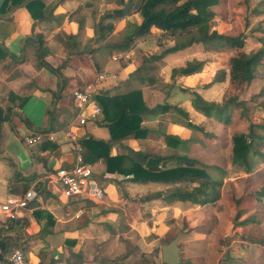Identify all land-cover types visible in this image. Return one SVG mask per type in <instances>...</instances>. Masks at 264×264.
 <instances>
[{
    "label": "crops",
    "instance_id": "1",
    "mask_svg": "<svg viewBox=\"0 0 264 264\" xmlns=\"http://www.w3.org/2000/svg\"><path fill=\"white\" fill-rule=\"evenodd\" d=\"M43 1L47 6L57 5L42 19H34L24 6L12 11L4 9L0 12V50H6L23 58L21 62L11 60L9 57L0 59V104L4 107L11 104L14 111L10 120L4 121L1 125L0 204L6 202L12 195L21 194L10 191V184L16 186L13 183H17L10 161L16 162L19 175L34 174L31 184L37 181L38 187H41L38 199L30 202V205L18 214L25 216L29 221L20 238L21 243L25 245L22 251L29 260L34 264H100L88 245L82 244L91 245L100 240L106 233L103 229L115 224L119 215L122 217L123 212L125 214V210L128 211L132 204L164 200V198L150 200L140 198L153 192H160L161 186L167 184L134 182L129 174L108 172L105 159L101 157L92 163L94 178L104 190L101 200H89L79 196L66 197L49 187L47 176L54 169L73 161L74 152L66 135L68 129H72L80 137L87 131L104 140L109 138L108 128L96 124L99 120L91 121L84 126L77 124L75 120L77 106L72 95L73 90L79 89L85 83L83 90H107L108 94L116 95L140 86L148 107L168 103L176 105L189 116L198 117L203 114L194 109L189 100L186 104L174 102L173 98L176 95L180 96V92L183 91L181 87L194 86L193 90L205 99L206 95L198 89L200 84L205 90L219 86L221 88L225 86L227 80L204 86L221 65L218 57L210 59L211 57L208 56V60H205L204 48L199 43L169 53L156 62L157 80L153 84H142L138 79L128 80L129 74L138 66L143 53L151 54L152 50H156L165 33L153 27L152 33L159 32L154 41H151L152 38L147 35L138 39L137 44L129 51H121L106 44L119 42L121 31L127 21L135 23L141 21L139 13H131L116 20L110 35L104 40H97L94 39V31L98 16L105 9L116 7L111 0ZM2 2L3 0H0V8ZM33 34L43 36L47 50L44 59L49 64L54 67L65 64L61 69V77L38 65L36 51L34 52L31 44L24 48V38ZM68 34L76 35V46L68 39ZM97 46L100 47L96 48ZM84 50L88 52L80 53ZM177 59H181V62L175 63ZM192 59L204 61L200 71L189 75L171 76L173 68L183 66ZM225 70L228 76V66ZM192 81L193 85L189 83ZM55 92L58 96L53 102ZM158 97L165 98V101L160 103L149 100ZM21 99L24 101L22 102ZM20 102L22 105H19ZM169 114L175 117L169 120L167 117ZM180 116L184 119V124L180 123L179 120L182 119ZM23 117L28 119L33 128L23 120ZM188 120L192 121L189 118ZM186 123V117L173 109L156 115L145 114L142 125L148 129L146 136L130 137L123 141V145L114 144L110 148V155L127 154L126 147L158 155L159 151L174 147L166 143L162 133L167 132L186 139L184 135L188 128ZM43 128L47 129L39 131ZM36 133L43 134L40 141L29 145L24 143L26 135ZM44 134H52L53 140L48 139ZM44 140L53 142L56 147L52 151L50 148L41 149ZM178 145L175 146L178 150L185 151L187 148L184 146L182 148L180 143ZM32 152L38 159L32 156ZM172 154L175 153L168 155ZM34 211L48 212L51 215L50 221L46 217L37 219ZM4 218L6 216L0 210V220ZM21 243L11 248H18Z\"/></svg>",
    "mask_w": 264,
    "mask_h": 264
},
{
    "label": "trees",
    "instance_id": "2",
    "mask_svg": "<svg viewBox=\"0 0 264 264\" xmlns=\"http://www.w3.org/2000/svg\"><path fill=\"white\" fill-rule=\"evenodd\" d=\"M113 3L116 7L105 9L98 16L94 39H106L114 29L116 20L131 13H139L141 21L139 23L127 21L121 31V40L107 43L106 46L121 51H129L136 45V39L147 36L153 27L162 33L169 32L175 40L172 45L162 48L159 53L143 54L140 57L138 66L129 74L128 80L138 79L142 84H153L157 80V76L153 73L156 69V62L165 55L192 44H201L205 51L232 52L228 60L229 87L223 93L221 101L206 100L195 90L188 87H181V90L190 91L192 94L191 105L206 118L225 126H234L230 140L227 143L220 141L223 146L229 143L231 165L242 169L243 172L248 174H260L261 167L259 168V166L264 164V152L262 151L264 118L256 122L250 116H260V113L264 112V84L248 100L238 99L236 91L245 89L253 79L264 77V35L258 39L260 45L255 47L250 54H247L244 51L245 38L242 33L235 32L234 29L220 32L213 28L212 21L217 12L212 7L220 4L221 0H113ZM56 5L47 6L43 0H3L0 12L4 9L12 11L24 6L34 19H42ZM67 36L76 46V35L68 34ZM29 44L33 46L34 52L36 51L38 65L61 77V69L65 64L62 63L54 67L44 59L47 50L43 36L33 34L25 37L23 40L24 48ZM98 47L100 46L96 48ZM92 51L93 49L90 50V52ZM86 52L88 51L84 50L80 53ZM5 57H9L16 62L23 61L20 56L6 50H0V59ZM203 65V60L192 59L183 66L173 68L171 76L193 74L200 71ZM225 76V69H220L204 86L220 82L224 80ZM85 85L84 83L79 89L83 90ZM57 96V92L53 93V102L57 100ZM90 98L100 106V119L96 124L108 128L109 138L104 140L87 131L79 137L78 141L82 147L84 162L92 164L102 157L105 159L108 172L117 171L124 175L129 174L134 182H160L173 185L172 190H169L167 195H163L164 193L158 191L142 196L141 200L164 198L207 205L214 203L220 197L219 187L224 176V168L219 167V175L213 177L198 163L196 158L187 153H175L168 156L151 155L148 152L135 151L130 147H126L127 154L110 155V148L114 144L123 145V141L130 137L143 138L146 136L148 129L142 125L143 115L145 114L156 115L173 109L186 117V125L189 129L199 132L206 138H216V135L205 129L202 123L195 124L188 120L187 113L176 105L164 103L152 108L148 107L143 99L140 86L126 93L116 95L108 94L107 90L91 91ZM13 115L14 111L11 104H7L5 107L0 104V132L2 123L9 121ZM23 120L32 127L27 118L23 117ZM88 123L90 122L86 124ZM46 129L43 128L39 131H45ZM162 134L168 145L178 147V143H180L182 148L183 146L186 148V144L188 145L189 141L187 139L167 132ZM196 143L200 144L199 141H196ZM55 147L56 145L53 142L42 141L41 149L50 148L52 151ZM32 156L38 159L33 152ZM169 162H173L174 165L167 166ZM10 165L13 168L14 176L17 178L15 179L17 183H13L16 186L10 184V191L24 193L35 175L21 176L16 162L10 161ZM246 199L264 201V174L256 186L244 190L234 200L237 205H240ZM34 214L37 219L41 217H46L48 221L51 219L48 212L34 211ZM259 216L260 213L257 211L254 215L244 219L241 224L259 221ZM28 225L29 221L25 216L6 217L4 220H0V246L4 253L11 250V247L21 243L20 238ZM179 230H182V228ZM162 264L166 263L162 262Z\"/></svg>",
    "mask_w": 264,
    "mask_h": 264
},
{
    "label": "rangeland",
    "instance_id": "3",
    "mask_svg": "<svg viewBox=\"0 0 264 264\" xmlns=\"http://www.w3.org/2000/svg\"><path fill=\"white\" fill-rule=\"evenodd\" d=\"M212 8L217 12L212 21L213 28L220 32L234 29L235 32L242 33L245 38L244 51L247 54L260 45L258 39L264 35V0H221L220 4ZM151 33L148 36L154 41L159 32ZM174 41V36L169 32L165 33L158 48L152 50V53H159L162 48L172 45ZM203 52L205 60H208V56L210 59L219 58L221 66L218 70L226 69L232 54L231 51L203 50ZM179 62L181 59L175 60V63ZM156 70L153 71L154 74L158 72ZM224 80L225 82L227 80V83L221 88L219 86L205 90L200 84L198 89L206 95L205 99L221 101L223 93L229 87L227 75ZM189 83L193 85L194 82ZM263 84L264 77L253 79L245 89L236 91L237 98L248 100ZM189 89L195 88L191 86ZM191 97L190 91H182L180 96L176 95L173 99L177 104H186ZM164 99L158 97L149 100L162 103ZM167 117L170 120L175 116L169 114ZM188 118L196 123H202L205 129L216 135V138H206L199 132L187 128L184 135L189 142L185 151L174 146L159 151L158 154L187 153L196 158L213 177L219 175V167L224 168V176L219 187L220 197L207 205L174 199L132 204L128 211L125 210V214L123 212L122 217L119 215L115 224L103 229L106 233L100 240L91 245L82 244L88 245L100 264H162L161 245L170 241L177 233H180L179 264H264V201L246 199L237 205L234 200L244 190L258 184L264 174V164L259 166L260 174L254 175L232 166L229 143L223 146L220 141L227 143L230 140L234 126H225L204 115L195 117L188 114ZM250 118L259 122L264 118V112H261L260 116ZM179 121L184 124L183 118ZM262 151L264 152V144ZM173 165L174 163L170 162L167 166ZM161 187L160 191L167 194L173 185L163 184ZM257 211L260 213L259 221L241 224ZM180 228L182 230H179ZM18 246L25 248L23 243Z\"/></svg>",
    "mask_w": 264,
    "mask_h": 264
},
{
    "label": "built area",
    "instance_id": "4",
    "mask_svg": "<svg viewBox=\"0 0 264 264\" xmlns=\"http://www.w3.org/2000/svg\"><path fill=\"white\" fill-rule=\"evenodd\" d=\"M91 90H73V98L76 101L77 114L75 120L79 126H84L87 122L100 119V106L90 98ZM48 139L53 140L52 134H44ZM70 140V148L74 152L73 161L60 166L47 176V184L66 197H84L89 200H101L104 190L94 178L92 164L84 162L82 157V147L78 141L75 131L68 129L66 132ZM43 134L36 133L24 137L25 144L38 142ZM40 189L38 182L34 181L31 186L21 194L12 195L6 202L0 204V210L6 217L18 216L19 212L26 208L30 202L36 201ZM0 264H34L26 256L21 248H13L3 252L0 246Z\"/></svg>",
    "mask_w": 264,
    "mask_h": 264
},
{
    "label": "water",
    "instance_id": "5",
    "mask_svg": "<svg viewBox=\"0 0 264 264\" xmlns=\"http://www.w3.org/2000/svg\"><path fill=\"white\" fill-rule=\"evenodd\" d=\"M180 233H177L170 241L161 245V260L166 264H179L180 253L178 239Z\"/></svg>",
    "mask_w": 264,
    "mask_h": 264
}]
</instances>
